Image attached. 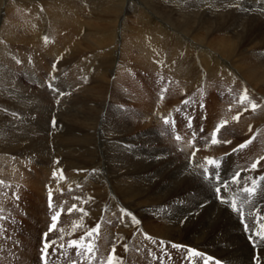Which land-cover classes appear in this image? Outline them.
<instances>
[{
    "label": "bare ground",
    "instance_id": "6f19581e",
    "mask_svg": "<svg viewBox=\"0 0 264 264\" xmlns=\"http://www.w3.org/2000/svg\"><path fill=\"white\" fill-rule=\"evenodd\" d=\"M42 1L43 0H41V2ZM53 1L51 3H53ZM112 1L114 4L111 2V0H104L100 2L102 6L105 5V9L107 8L105 10L106 12H104L105 14H103L106 15V24L102 23L103 21L100 23L94 21V24H92L91 21V24L89 22H83V20L81 19L82 17H80L78 13V9L70 4H67V7L70 11L69 13L71 14H69L67 10V13H65L62 10V5H60L62 8L61 9L56 7L57 3L54 4L55 6H53L52 4L51 6L50 3H48L50 5L49 8L51 11L47 14H49V17L52 19L51 22L53 24H56V26H69L74 28V30H77L81 29L84 25H87V29H85L84 33L85 36L91 37V39L95 41L94 47L97 48L98 51L100 50L102 53L108 56V58L105 57L107 62V59H109L110 56L112 57L113 55L112 47L115 43H117L118 37H120V32L116 29H118L119 27L121 28L124 25V19H126L127 16L126 14V16L123 15V11H125V9L118 7L117 3L118 5H125L126 3L127 7L129 5L131 7L132 5V11H135V13H137L140 24L142 23L143 25L140 27L138 25L136 30L132 26H130V28H127L128 32H130L129 35L126 34L127 31L124 32L125 36L121 35L123 38H126L122 40L121 47L122 45H126L124 46L125 48L135 47L139 51L137 52V56H141L143 58L144 65L147 69H155L159 67L164 70H168V73L173 72L172 74L178 75L179 77L183 79L185 78L186 80H190L191 78V70H188L186 66H188L190 61V59H188V56L190 55V53H193L192 50H194V52L198 54L197 56H200L198 57V61L200 62L202 68L206 69L205 73H207L206 75L208 77H205L208 80H213V78L218 77L222 79H220L221 81H224L222 85L226 84L227 86H232L237 84L236 87L238 88L234 86L236 89H247V91L253 92L257 96L256 103L257 105H259V107L255 111L254 115L248 117L251 118L253 116V122H251L252 120L250 121L249 119L250 123H252L254 127L252 132L256 133L257 135L260 134L257 144L264 141V136H262L264 135V127H262L264 125V0H254V2L260 6V9L251 7L252 11H250V13L242 11L243 8L241 9L237 6L233 11L232 5H236L233 3H237L238 0H231L225 3L227 11H225V9L221 7L222 5H224V1H222V3L220 2L221 6L218 7L221 9L220 13L210 12L209 14H207L206 12L202 11V15L200 16H198V14L201 13V9H196L197 11L185 10L187 12L181 10L182 13H185L184 15H182L177 14V10L175 8L169 9L163 6L164 4H159V2L156 4V10L152 8V10L155 11L153 12L142 0ZM130 1H132V3H130ZM205 1L206 3L208 2L212 4L213 0ZM244 3H241L239 5L242 6V4ZM0 4H4L3 0H0ZM202 4L203 3L199 5L198 2L197 6H202ZM5 5L6 7H8L7 4ZM248 7L250 8V6ZM39 8L41 9V6ZM96 8H98V6ZM212 9L214 10L216 9V7ZM37 10L39 11V9H36V11ZM222 10H224V13L222 12ZM46 11L48 12V10H45V12ZM214 11L218 12L216 10ZM35 13L36 12H34V14ZM37 14L38 13H36L35 15L37 16ZM176 15H180V17H177ZM165 17L170 18L171 21H165ZM94 18L95 17L93 16V19ZM3 20L5 21V18H3ZM12 23H8L9 26L14 25V23ZM27 23L28 22H26L25 24ZM1 24L6 25V22H2ZM10 27H8L9 31L14 32L10 30L13 27ZM14 27L16 28L17 26ZM49 27L50 26H48L44 30L49 31ZM127 29L123 30L125 31ZM14 30L17 32L16 29ZM65 31L69 32L68 30ZM50 32H53V29ZM57 32L59 31L57 30ZM21 34L23 33L21 32ZM21 34L19 33L20 36ZM62 34L63 33H61L60 35L62 36ZM4 35L6 36L4 38H7V35ZM8 35L9 37L7 39L9 40L10 38L11 40H13L14 36L12 37L11 33H8ZM45 35L36 40L37 45L40 48L49 45V43L46 44L49 40L45 42L44 38H50V36L48 35L51 34L48 32ZM24 36L20 37L23 41L25 39ZM53 36L55 37L56 35L52 34L51 38ZM169 36H175V42L173 45L171 44L168 49H166L168 43L170 44V39L168 40ZM1 38H3V36ZM35 38L36 34L31 33L30 41L34 40ZM14 40H16V38ZM17 41L18 40L12 43H17ZM25 41L27 42V40ZM9 42L10 44H12L10 40ZM186 42H188V44ZM1 43L4 44V42ZM34 44L36 45V43ZM34 44L32 43V45ZM15 45L13 44L12 46L14 47ZM18 45L20 46V43L16 46ZM51 45L52 48L49 49L48 47V49L50 50L48 53L50 55H54L55 57L64 56L63 54L66 53L64 51L66 48L62 47L63 42L61 44L54 42ZM1 47L3 48V46H0V49ZM123 48L121 49L123 50ZM67 50L69 49L67 48ZM8 51L9 49L6 48L4 50V53L2 54H4L5 56V53ZM16 51H18V49ZM100 51L99 53H101ZM69 52L71 51L69 50ZM94 52L98 53L97 51ZM21 54L23 53H20V55ZM125 54L126 53H124V55ZM127 55L128 54H126V56ZM183 55L186 58H182ZM10 56L13 57L14 55L11 54ZM24 56L25 55L22 56L23 59ZM96 56L94 55V57ZM7 60L8 58H6V61ZM101 60L102 63H100L96 71L92 70V75L95 76L96 73H98L99 75L98 71L103 68L101 66L102 64L104 65V67L106 64L107 66H110L108 65L110 62L106 63L103 57ZM83 64L85 63L83 62ZM93 65L94 64H92V67ZM117 66L116 68H118ZM76 69H78L79 73L82 70L84 71V68L81 67ZM106 70L109 69L107 68ZM0 71L2 72V70ZM118 71L119 70H117L116 73H119ZM111 72L109 74H111ZM196 72L198 74L199 71ZM117 75L118 74H116V76ZM109 76H107L105 73H100V77L98 76L97 82L94 84V87H90V90H92L91 92L93 93H91L90 90L88 91L90 96H92V98H90L91 100L88 98L87 101L82 102V108L78 115L67 118V123H65L66 129H64V131L61 130V137L63 139L65 138V140L74 139L75 141L73 142H75V145L73 147L66 146L67 150L65 149V154H59L58 149H56L57 151H54L52 153L48 151L47 144L45 143V136H43V134L49 133L48 130L42 135H35L34 132L33 134L31 133V135H33L31 137H29L30 135L28 137L25 135L26 138L24 141L23 139H21V136H17L16 134L11 138L9 137L7 139H3L5 135L3 136V138H1L2 144H0V174L3 173V169L1 168L6 167L11 175L17 176L20 179V176L23 175L22 172L28 167H19L17 165L21 163L23 159L22 157L25 156L26 153H32V156H34V160L31 162L36 163L38 168L39 166L41 167L39 168V171L42 172L44 179L40 180L39 176H36L32 177L33 182L29 181L30 187H33V189H31L33 191V205H35L39 209L42 207V213H40V215H37L31 211L32 217L34 214V217L36 218L38 216V219H31L33 220L30 225L31 232L29 231L28 235H26L27 231L25 230L26 234L23 235L24 239L26 240L27 238V240L24 241L22 245H19V247H16L18 242L16 240H12V237L16 236V234H13L12 236H10L12 233L4 235L5 239L0 243V264H38L39 252L37 253V249L41 245V235L43 232H45L44 229H48L49 223V215L46 214L48 212H45L48 210V207L45 204V197L47 194H49V190H51L53 194V207L50 209L51 212L59 211V209L61 210L63 206H61V203L59 202H61L63 199L60 201L58 199L62 197V194H68L69 191L73 190L75 192L68 194L67 196L69 197L67 198L69 201H66L68 202L67 204L70 207L73 204H76L78 209L83 208L87 213V215H83L81 212L73 210L71 212L72 219H67L72 220L70 223H68V226L67 220L65 219L64 220L66 222H64L66 224L63 223L64 226L61 225L62 227L59 226L57 221V229L54 232L49 233L48 237L50 240H60L58 244L63 243L65 245L64 251H66L67 253V255L62 256L65 259H67V257H70L71 260H77L78 264H91L92 262L93 264H101V261L106 260L107 256L111 252L113 244H115L116 246V255L122 259L123 264H189L188 260H186V262L183 261L184 256L186 255L184 251L173 249L171 248L170 244H165L163 247H161L159 243H152L151 241L144 238V233H147L148 235L155 238L157 242L163 240L165 242H172L197 249L201 253H204L206 256L213 257L214 260L210 262L215 263V261L218 260L221 262V264H257V261L259 260V264H264V245L258 246L255 243V240L250 243L248 236L251 233H247L244 231L243 223L240 217L229 207L220 203V201L217 199L214 189L208 181L203 180L196 175H193L189 171V155L192 149L188 145V142H185L183 145H181L180 148H178L179 152L178 150L172 152V150L168 148L167 144H164V147L158 150L157 146L155 147V144L157 143L153 144V142L155 140H158L159 143L166 141V137L161 139L160 135H158V137L155 135V132L158 133L156 128H158L160 123L163 122H160L161 120L157 118V113H144L145 115L140 113L141 116H137L135 115L136 112H130L128 111V109H126V112H120V109L118 108L121 107V104L119 105V103H112V101L110 103V100L106 102L108 100V98L106 100L105 96L107 92V85H111L112 83V81H109ZM0 78H4L5 82H3L4 80L2 82L7 84H3L4 86L7 87L10 84V87H12V84H14V86L16 85V89H19V86H17L18 83L14 82L13 77L11 76L9 71H3L2 73H0ZM195 78L197 79V76ZM199 78L200 76L198 74V79ZM71 79L69 80L71 81ZM76 81L77 80L74 79L71 81V83L74 82L75 85L77 84V87L81 86L82 88V84H80L81 81L79 80L80 82L78 81V83H76ZM89 81L91 80H88V82ZM135 85L136 84L134 83V87ZM1 88L0 90L4 89V87L3 89ZM81 88L79 89L80 91ZM13 89V91H16L15 88ZM77 89L78 88H75L74 91ZM112 89L110 90L112 91ZM220 89L221 88H219V90ZM137 90L138 87L136 90L134 89L135 92ZM212 92L213 91H211V93ZM142 93L138 91V93L135 95H138L140 97L145 96ZM115 95V98H119L117 94ZM128 95L130 96V94ZM256 96L254 98H256ZM112 98L114 97H111V99ZM33 99L35 102V98ZM36 99L38 98L36 97ZM99 99H101V101H97ZM40 101L42 100L40 99ZM66 101L68 102L67 99ZM120 101L122 103V99ZM133 101H135V99ZM136 101L142 103L139 100ZM125 106L127 108L132 105L127 106V104L125 103ZM110 107H112L113 109L112 112L108 111ZM131 108L134 109L133 107ZM140 108L147 111V106L145 105L139 107V109ZM63 109H65L64 106ZM135 109H137V107ZM69 112H71V110ZM106 112L111 113L105 120H103ZM2 117V112H0V123L3 121ZM136 117L142 118L145 124L143 125V123L141 122L142 120L140 119H138L139 122H136V120L133 121ZM107 119L109 123L107 122ZM244 119H246V117H244ZM132 121L133 123L136 122L135 124L140 123V125L144 127L136 129L133 127L134 125L132 126ZM154 121L157 122V125ZM244 122L245 125L249 123H246V120H244ZM152 125H156V127L153 128L154 126ZM207 129H211V127H207ZM151 130H154L155 132L153 131L154 133H151ZM241 130L243 131V135L238 137H241L242 140L251 136V133L249 134L250 128ZM225 136L223 137V139L225 138ZM53 137L56 136L54 135ZM58 137L59 136L56 137L57 141H59ZM253 138L255 139V136ZM254 139L252 141L253 143ZM48 140L46 139V142ZM123 140L128 145L126 146V148L120 145V143H123ZM225 141H231V143H227V145L223 149L222 147L226 143H221L218 147H216L217 145L206 146L205 143L201 144L200 150L196 152L195 160L193 161V163H191L192 166L195 167L198 162L196 161L197 159L199 160V162H202L204 160V157L214 158L217 155H221L222 153L224 154V152L221 153V151H225V153L229 152L232 148H234L235 144L239 143V140H237L236 137L229 138L228 140L225 139ZM6 144H8L9 147H3V145ZM29 147H31L30 151H26L29 149ZM54 148L56 147L54 146ZM139 150H144V152L141 151L140 153ZM253 151L254 150L244 156L242 154H239L238 157H236L235 161L233 159L234 157L232 156L233 154L226 157V163H222L223 166H220V168L217 170L220 173L221 179L230 183L233 174L237 171H241L242 186L244 180H248L250 185L249 178L258 179L259 177L264 176V159L260 160V163L255 170H251L250 168L251 163L263 157V149H258L254 152ZM156 152L160 154L151 156L156 154ZM177 156H180V158H177ZM251 158L253 159L249 163L248 167H246L248 161L247 159ZM54 170H56L57 172V175L55 177L53 176ZM59 170H63L62 175ZM36 172L37 170H34L32 172V176L36 175ZM258 184L259 187L257 189L256 195L260 193L257 195L260 196V198L256 200L257 197L255 195L251 197L252 199L250 204L243 205L245 221L252 224H256L255 217L259 216L264 218V181H259L258 179ZM69 186L72 187L70 188ZM68 187L71 190H69ZM22 190H24V188ZM76 192L78 193L79 199L72 197V195L76 196L74 195ZM0 193H2V190L0 191ZM238 193L239 188L235 184H230V187L227 191H225L223 188L221 189L222 196L229 199H237L239 205L246 198V194L238 195ZM70 195L72 198L70 197ZM2 199L3 198L0 197V203ZM8 202H10V200ZM62 202L65 204L64 201ZM63 203L62 205H64ZM68 205H64L63 211L65 212V214L69 213L67 211V207L69 208ZM2 206L3 205H1V207ZM58 206H60V208ZM122 209H126L128 212L132 213L140 221V224L138 226L132 224L126 215L124 216L123 220H121L120 214ZM64 212L62 214L65 217ZM249 213H251V215H249ZM2 220L7 221L6 218L0 219V223L2 222ZM97 224L100 225V229L98 236L96 237L97 240L95 241L97 251L94 253V255L96 258L93 259L90 263V261L86 257H77L75 249H67V241L70 239H79L80 236L84 235L82 234V232L85 233L88 229L95 228ZM74 225L76 226L75 229ZM80 225H82V227ZM60 229H63V239H60ZM36 231H38V234L35 233ZM2 236L3 234L0 233V237ZM125 244L128 246V251L124 250ZM137 249L139 250L137 251ZM71 260L69 262H71ZM193 264H198V262L193 261ZM199 264H202V262H199Z\"/></svg>",
    "mask_w": 264,
    "mask_h": 264
},
{
    "label": "rangeland",
    "instance_id": "374dc122",
    "mask_svg": "<svg viewBox=\"0 0 264 264\" xmlns=\"http://www.w3.org/2000/svg\"><path fill=\"white\" fill-rule=\"evenodd\" d=\"M7 1L9 4L7 3ZM46 1L43 0L41 2V0H3L4 4H0L1 5L0 7H2V8H0V24L2 22L3 23L6 22V25L5 24L0 25V28L3 27L0 29L1 30L0 31V35H1L0 36V46H3V48L1 47V49H0V60H1L0 66L2 65L0 67V70H2V72L3 71H9L11 76L13 77L14 82L18 83L17 86H19V89H16V85L14 86V84H12V87L14 86L13 88H15V90H16V91H13L14 89L12 87H10V84H9V86H7L8 87L7 88L6 86H4L7 84L3 83V82H5L4 78L3 79L0 78V80H1L0 88L2 86L4 87V89H3V87L1 88L3 90H0V98H1V100H0V102H1L0 103V105H1L0 106V112H2V116H3L2 117L3 123L2 122L0 123V127H1L0 128V144H2L1 138H3L4 135L5 136L3 139H7L9 137L10 138L14 137V135L16 134L17 136H21V139H23V141H24L26 136L27 137L29 135H30L29 137L33 136V135H31V133L33 134V132L35 135H42L43 133L47 132V130H48L49 133L43 134V136H45L44 138H45V143L47 144V147H48V151L52 153L54 151H57L56 149H58L59 154L60 153L65 154V151L67 150L66 146L73 147L75 145V142H73V141H75L74 139L73 140L72 139L71 140H69V139L65 140V138L63 139L61 137V134H62L61 132L64 131V129H66L65 123H67V120H68L67 118L68 117H74V116L78 115V113L81 111V108H82V106H81L82 102L87 101L88 98L89 99L92 98V96H90L88 91L92 87H94V84L97 82L98 76L100 77V73L101 74L105 73L107 76L110 75L109 81L110 82L112 81L111 85L110 84L107 85V92H106L105 96H106V100H107V98H108V100L106 102H108L110 100L109 101L110 103H111V101H112V103H114V102H116L117 104L119 103V105L121 104L120 105L121 107L118 108V109H120V112H126V109H128V111H130V112H134V113L136 112L135 115H137V116H139L140 113H142V114H144V113H150V114L157 113V118L159 120H161L160 122H163V123H160L159 127L156 128L158 133H156L154 130L153 131L155 132V135L157 137H158V135H160L161 139L166 137L165 142L159 143L158 140H155L153 142V144L157 143V144H155V147L157 146L158 150L163 148L164 144H167L168 148L170 150H172V152H174L175 150L177 151L178 148H180L181 145H183L185 142L186 143L188 142V145L192 149L191 153L189 155V161L191 163H193V161L195 159L192 160V157H191L192 152L196 149L200 150V148H201L200 145L205 143V142H203V141H205V139H204L205 137H207L209 139V145H210V134L212 133V131L214 130L216 125L221 120H227V121H229V123L227 125H225L221 129V131L217 134L218 139L225 141V139L228 140L229 138H235L236 137V139L239 140L240 144H242L248 140L253 141L254 136H255V139H254V143L251 142L252 144H248L245 148L237 150L235 152H233V149L237 148V146L240 145L239 143L235 144L234 148H232L229 152L225 153V151H221V153L224 152V154L222 153L221 155H217L216 156L217 158L214 157L217 160L219 159L221 166H223V164L226 163V161H225L226 157H228L229 155H232V154H233L232 156L234 157L233 159L235 161L236 157H238L239 154L240 155L242 154L244 156L248 153H251L252 150L257 151L258 149H261V150L263 149V152H264V148H263L264 147L263 146L264 141L259 142V144H257L258 143L257 141H258V138L260 137L259 136L260 134L257 135L256 133L252 132L254 127H253V124L250 123V121L252 120L251 122H253V116L251 118L248 117V116L254 115L255 111L253 112L251 109H248V111H244L243 108H245L247 106V102H245V104H243V105L240 104V102H239L241 94L243 93L242 91H244V90L241 88H239L240 90L236 89V88H238V87H236L237 84L232 85L233 87L227 86L226 84L222 85L224 83V81H221L222 79L218 78V77L213 78V80L212 79L208 80L206 78V77H208L206 75L207 73H205L206 69H203L202 66L200 65V62L198 61V57H200V56H197L198 54H196L194 52V50H192L193 53H190V55L188 54L189 55L188 59H190L188 66H190V67L186 66V68L188 70H191V78H190V80H186L185 78L183 79V78L179 77L178 75L172 74L173 72L168 73V70H164V69L159 68V67H157L155 69H151V68L147 69L144 65L143 58L141 56H137L138 55L137 52H139V51L135 47L125 48L124 46H126V45H122V47H121L122 40L126 39V38L122 37V36H125L124 32L127 31L126 34H128V35L130 32V31L128 32L127 28H130V26H132L136 30L138 25H139V27L143 25L142 23L140 24L139 18L137 17L138 16L137 13H135V11H132L133 10V8L131 9L132 5H131V7H130V5L127 7L126 3H125V5H123V4L118 5V3H117L118 7L125 9L126 13H125V11H123V15L126 14L127 16L125 15L126 19H124V25L121 27L122 29L120 27L118 29H116L117 31L120 32V35H119L120 37H118L117 43H115L114 46L112 47L113 48V50H112L113 55L111 53L112 57L110 56V58L107 59V62H106V58H108V56H106L100 50L99 51L101 53H99L98 49L94 47L95 41L93 39H91V37L85 36L84 33H85V29H87V25H84L81 29H77V30H74V28L69 27V26H66L67 28L64 26L60 27L59 25L56 26V24H53L51 22L52 19L49 17V14H47V13H50V11H51L49 8L50 5L52 4L53 6H55L54 5L55 3H57L56 7L61 8L60 5H62L63 9L62 8L61 9L65 13H67V11L69 13L70 11L67 7V4H70L73 7H76L78 9V13H79L80 17H82L81 19L83 20V22H85V23L89 22L90 23V21H91V23L94 24L95 22L100 23L103 21L102 23L106 24L107 23V21L105 20L106 15H103V14H105L104 12H106L105 10L107 8L105 9V5L102 6L100 4V2H102L104 0H94L95 4H94L93 0H64V1L63 0H54L55 2L53 0H51V1L48 0L47 2ZM52 1H53V3H51ZM61 1H63V2H61ZM142 1H144L147 4V6H148V8H150V10H152V8L155 9L156 4L159 2V4H161V5L164 4L163 6L169 8V9L175 8L178 11L177 12L175 10L176 13L182 14V15L185 14V13H182V11L187 12L185 10L197 11V10L201 9V13L198 14V16H200V15H202V11L206 12L207 14H209L210 12L220 13L221 9L218 7L221 6L220 2L222 3V1H224V5H222L221 7L224 8L225 11H227L225 3H227V1H231V0H215V1L213 0L212 1L213 6H212V4H210L208 2L206 3L205 0L204 1L200 0L201 2L198 0H176L177 2L175 0H142ZM64 2L65 3L67 2V3L65 4ZM111 2L113 3L112 0H111ZM198 2H199V5H201V3H203L202 6H197ZM48 3H50V5ZM130 3H132V1H130ZM241 3H244L245 5L242 4V6H243L242 7L241 5H239ZM5 4H7L8 7H6ZM44 4L46 5V7ZM233 4H236V5H232L233 11L236 8V6L241 8V9L243 8L242 11H246L249 13H250V11H252V8L260 9V6L257 5V3L254 2V0H251V1L250 0H238L237 3H233ZM47 5H48V7H47ZM95 5H97L98 8H96L97 6H95ZM247 5L250 6V8ZM40 6H41V9L39 8ZM110 6H111V3H110ZM214 7H216V9H214V10H216L218 12H215L212 9ZM210 8H211V10H210ZM36 9H39V11L38 10L36 11ZM128 9H130V10H128ZM245 9H247V10H245ZM45 10H48V12L47 11L45 12ZM152 11L155 12L154 10H152ZM34 12L38 13L39 16H38V14L36 16L35 15L36 13L34 14ZM98 12H102V13H98ZM222 12L224 13V10H222ZM42 13H43V15H42ZM69 14H71V13H69ZM6 15H7V17H6ZM81 15H83V16H81ZM93 16L95 17L94 19H93ZM39 17H41V18H39ZM48 17H49V20H48ZM177 17H180V15H178ZM3 18H5V21L3 20ZM36 18H37V20H36ZM213 18H216V17H213ZM164 20L169 21V22L171 21V19L168 17H165ZM7 21H10V22H7ZM121 21H122V19H121ZM12 22L14 23V25H10L11 27H13L10 30L14 31L16 34L14 32L9 31L8 27H10V26L8 23L11 24ZM26 22H28L29 24L28 23L25 24ZM46 22H48L49 24ZM47 24H48V26H50L49 31L44 30L48 27ZM14 26H17L18 29H17V27L15 28ZM40 26H41V28H40ZM55 26H56V28H55ZM59 27L61 29V33L64 34V35L62 34V36L60 35L61 33H60ZM132 27H131V29H132ZM14 29H16L17 32ZM52 29H53V32H50V31H52ZM64 29L68 30L69 32L65 31ZM123 29H127V30L124 31ZM231 29H234V28H231ZM57 30L59 32H57ZM21 32L23 34H21ZM48 32L51 35H48V36H50V38L47 37V40H49V41L46 44L49 43V45H47L46 47L44 46L43 48L42 47L40 48L37 45L36 40L39 39L41 36H44ZM3 33L7 35V38L9 37L8 33H11L12 37L14 36V38H13V40H11L9 38V40L11 41V43L16 42V40H18L17 43L10 44L9 40L7 38H4L6 36ZM19 33L21 34V36L19 35ZM31 33L36 34V38L34 40L30 41ZM52 34L56 35L55 36L56 38L53 36L56 40L53 37L51 38ZM24 35H26V36H24ZM2 36H3V38H1ZM19 36L20 37L24 36L25 37L24 41L21 40V38ZM45 36H47V35H45ZM15 38H16V40H14ZM17 38H19L20 40ZM174 38H175V36H169L168 37V40L170 39V44L168 43L166 49H168L171 46V44L172 45L174 44V42H175ZM190 38H192V37H190ZM1 40H3V41H1ZM6 40H8V41H6ZM25 40H27V42ZM1 42H4V44ZM54 42H57L59 44H61L63 42L62 47L66 48L64 50L66 53H64V51H63L64 56L55 57L54 55H50L48 53L50 51L49 49L52 48L51 44ZM19 43H20V46L19 45H18L19 47L16 46ZM25 43H26V45H25ZM32 43L33 44L36 43V45L35 44L32 45ZM186 43L188 44V42H186ZM13 44L14 45L16 44L15 46L17 48L15 46L13 47L12 46ZM4 45H5V47H4ZM48 47H49V49H48ZM6 48H8L9 51L5 53L6 54L5 55L6 57H5L4 54H2V53H4V50ZM14 48H15V51L17 49H18V51L15 52ZM67 48L71 52H69V50H67ZM121 48H123V50ZM10 49H12V50H10ZM81 49H83V50H81ZM124 50H126L128 53ZM78 51H79V53H78ZM94 51H97L98 53H96ZM20 53H23V54H21L22 56L25 55L24 59L20 55ZM95 53L97 54V56ZM122 53H123V56H122ZM124 53H126L128 55L126 56V54L124 55ZM11 54L14 56L16 55V56L12 57V56H10ZM94 55L97 58L94 57ZM92 57H94V58H92ZM102 57H103V59H105L106 63L110 62L108 64L110 66H107V64L104 62L106 64L105 65L106 68L102 64L101 66L103 68L100 67L101 70L99 68V70H100V71H98L99 75H98V73H96L94 76V75H92L93 73H91V72H93L92 70L96 71V69L98 68L100 63H102V60H101ZM184 57L185 56L183 55L182 58H184ZM1 58H3V59H1ZM6 58H8L7 61H6ZM12 58H13V60H12ZM9 60H11V61H9ZM17 61H20V63H17ZM83 62L85 64H83ZM86 64H88V65H86ZM92 64H94L93 67H92ZM111 65H112V68H111ZM125 65H127V66H125ZM87 66H89V67H87ZM94 66H95V68H94ZM116 66L118 68H116ZM79 67L84 68V71L81 69L82 71H80V73H79L78 69H76ZM107 68L109 70H106ZM184 68H185V65H184ZM116 69L119 70L118 71L119 73H116V71H117ZM193 70L196 74L193 72ZM169 71H171V70H169ZM196 71H199L198 72V74L200 76L199 79H198V74ZM2 72L0 71V73H2ZM70 72H71V74H70ZM110 72H111L112 76H111V74H109ZM115 73L118 75L116 76ZM127 73H128V75H127ZM73 75H74V77H73ZM195 75L197 76V79L195 78L196 77ZM75 77L76 78L78 77V78L76 79ZM53 78H55V79H53ZM73 78L75 80H77L76 83H78V81L80 80L81 81L80 84H82V88L84 86L85 87L82 89L81 86L77 87V84L75 85L74 82L71 83V81L74 80ZM69 79H71V81ZM81 79H83V80H81ZM87 79L91 80V81L88 82ZM191 79H195V80H191ZM49 83H52L53 86L59 90V92L65 93V95H59V92L53 91L52 88L48 87ZM134 83L136 84L135 85L136 88L134 87ZM194 84H196V85H194ZM211 84L213 87L211 86ZM86 85H87V87H86ZM222 86H224V87H222ZM112 87H113V89H112ZM137 87H138V90L136 92L137 93H138V91L141 93L143 92L142 94L145 95L146 98H145V96L140 97L138 95H135L137 93L134 91V89L136 90ZM75 88H78V89L74 91ZM80 88H81V91L79 90ZM219 88H221V89L219 90ZM231 88H232V91H231ZM234 88H235V90H234ZM110 89H112L113 92ZM91 91L92 90H90V92ZM211 91H213V92L211 93ZM238 91H239V93H238ZM109 92H110V94H109ZM247 92H248V96L250 95V97H251V98L249 97V99L256 103L257 96L253 92H250V91H247ZM91 93H93V92H91ZM114 93L117 94L119 96V98L118 97L115 98L116 95ZM234 93H236V94H234ZM4 94L5 95L7 94V95L5 96ZM128 94H130V96ZM128 96H129V98H128ZM161 96H163V99H161ZM255 96H256V98H254ZM4 97H6V98H4ZM36 97L39 99V101H38V99H36ZM68 97H69V99H68ZM86 97H87V99H86ZM111 97H114L112 99L115 101H113L111 99ZM126 97H127V99H126ZM33 98H35V102H34ZM133 98L135 99V101H133L134 100ZM40 99L42 101H40ZM66 99L68 100V102L66 101ZM119 99L120 100L122 99V103ZM128 99H133V100H128ZM117 100H118V102H117ZM136 100H139L142 103H139ZM185 100H190L191 103L189 105L185 106L182 103V101H185ZM70 101H73V102H70ZM97 101H101V99H99ZM134 102H136V103H134ZM125 103L127 104V106H129V105H132V106L126 108ZM31 104H32V106H31ZM137 104H138V106H137ZM140 105L147 106V111H145L141 108L139 109V107H142ZM63 106L65 109H63ZM131 107H133L134 109H132ZM136 107H137V109H135ZM110 108L108 109V111L112 112L113 109H112V107H110ZM177 109H179V111H177ZM62 110L64 111V114H63ZM68 110L69 111L71 110V112H69ZM122 110H124V111H122ZM111 112H106L103 120H105ZM238 114H240V118L238 121L232 120V118H230V117L236 116ZM189 116L194 118V119H192L193 127L191 129L186 127L187 119ZM23 117H25V118H23ZM165 117H168L170 121L174 120L175 123L174 124L169 123L166 125L164 123V120H162ZM244 117H246V119H244ZM28 118H32V119H28ZM136 118L133 121L136 120V122H139L138 119L142 120V118H140V117H136ZM242 118L244 120H246V123L249 122L248 124H246L247 126L245 125V122ZM240 119H241V121H240ZM249 119H250V121H249ZM53 120H55V126H53V123H52ZM133 121H132V126L134 125L133 126L134 128L140 129V128L144 127V126L140 125V123H137V124H135L136 122L133 123ZM61 122H62V124H61ZM107 122L109 123L108 119H107ZM141 122L143 123V125L145 124V122L143 120ZM154 122H156V121H154ZM4 124H5V126H4ZM156 125H157V122H156ZM156 125H152V126H154L153 128H155ZM250 126H251V128H250ZM63 127H65V128H63ZM207 127H211V129H207ZM262 127H264V125ZM246 128H250L249 134L251 133V136L242 140V138L238 137V136H242L243 131L241 129H246ZM201 129H203V131H201ZM153 131L151 130V133H154ZM193 131L196 133L195 143L190 144V142L193 141V139H194L193 134H192ZM161 134H163V135H161ZM54 135L56 137L59 136L58 137L59 141H57L56 137H53ZM176 135L181 136L180 141H177L175 139ZM207 135H209V136H207ZM225 135L227 136V138ZM224 136H225V138L223 139ZM262 136H264V135H262ZM46 139L47 140L49 139V140L46 142ZM169 140H172V141H169ZM122 142L123 143H120V145L123 146L124 148H126V146H128L127 143L124 140ZM220 144H217V146L216 145L215 146L218 147ZM161 145H163V146H161ZM226 145H227V143L222 147V149ZM249 145H251L252 147ZM54 146L56 148H54ZM63 146H65V147H63ZM3 147L7 148V147H9V145L6 144V145H3ZM30 149H31V147H29V149L26 151H30ZM74 151H76V150H74ZM141 151L144 152V150H139L140 153H141ZM178 152H179V150H178ZM149 153H150V151H149ZM158 154H160V153L156 152V154L151 155V156H156ZM263 157H264V155H263ZM22 158L23 159H22L21 163L18 164L17 166L28 167V168L22 172L23 175L20 176V179L17 176L11 175L6 167L1 168V169H3V173L0 174V181H3V184L0 185V189L2 190V193H0V197L3 198L1 200V203H0L1 205H3L2 207L0 205V216L5 217L8 221L7 222V221L2 220L3 223L2 222L0 223V226L2 225L3 229H4V232L2 233L3 236L0 237V243L5 239L4 235H8V234L12 233L10 236H12L13 234H16V236L12 237V240H16L18 242L16 247L17 246L19 247V245H22L24 243V241L27 240L26 237H25L26 240L24 239V235H23V234H26L25 230L27 231L26 235H28L29 231L31 232L30 225H31V222L33 221L31 219H34V220L38 219V216L35 218L34 214L40 215V213H42L41 209H43L42 207L39 209L38 207L33 205V201H32L33 191L31 190V189H33V187H30V185H29V181L33 182L32 177L39 176L40 180L44 179L42 172L39 171L40 170L39 168H41V167L39 166V168H38L36 163L31 162L34 160V156H32V153L31 154L26 153L25 156H23ZM177 158H180V156H177ZM253 158H254V156H253ZM253 158L247 159L248 161H247L246 167H248L249 163L251 162V160ZM196 161H198L197 163H200V164L204 163V160L202 162L201 161L199 162V160L197 159ZM23 163H24V165H23ZM34 170H37V172H36L37 174L32 176L33 175L32 172ZM69 187L71 188L72 186H69ZM69 187H68V189H69ZM18 188L19 189L21 188V189L19 190ZM23 188H24V190H22ZM74 192L75 191L72 190V191H69L68 194H71ZM14 193L16 196L19 197L18 200L15 199V197L13 195ZM8 194H9V196H8ZM68 194L64 193L61 195L62 196L61 198H59V199L57 198V199L59 201L63 199L62 201H64L65 204L68 205L67 204L68 202H66L68 200L67 198H69V197H67ZM258 194H260V193H258ZM74 195H76V196L72 195V197H75V198L78 197L77 192ZM257 195H256V197H257L256 200H258L260 198V196H257ZM52 197H53V195H52ZM70 197H71V195H70ZM46 198L48 199V197H45V199ZM9 200H10V202H8ZM62 201L59 203H61L60 205L63 206L62 209H64L65 204ZM59 203H58V205H59ZM62 203L64 205H62ZM27 205H28V207H27ZM58 207L60 208V206H58ZM65 207H67V206H65ZM69 208H70V206H69ZM50 209L51 208H49L45 212H51ZM67 209H68V207H67ZM184 209H186V208H184ZM31 211L34 212V214H33L34 218L32 217ZM59 211H60V209H59ZM55 212H51L52 215H54L53 213H55ZM63 212H61L62 216L60 215V217L58 218V224L60 227H62L61 225L64 226L63 223L66 222L65 220L72 217L71 213L65 214V212H64V214H65V217H64L62 214ZM10 216H13L14 218L10 217ZM71 219H69L70 221L67 220V226H68V223H70L72 221ZM44 230H47V229H44ZM35 233L38 234V231H36ZM82 234H84V232H82ZM27 237H29V236H27ZM96 240L97 239H95V241ZM59 241H56L57 244L59 243ZM249 242L251 243L252 241L249 240ZM38 252L39 251L37 249V253ZM186 260L187 259H184L183 261L186 262ZM12 261H13V258H12Z\"/></svg>",
    "mask_w": 264,
    "mask_h": 264
},
{
    "label": "snow or ice",
    "instance_id": "6c2138e0",
    "mask_svg": "<svg viewBox=\"0 0 264 264\" xmlns=\"http://www.w3.org/2000/svg\"><path fill=\"white\" fill-rule=\"evenodd\" d=\"M44 39H45V42H47V37H45ZM17 63H20V61H17ZM53 79H55V78H53ZM48 87L52 88L53 91L59 92V90L56 89L52 83H49ZM59 95H65V93L59 92ZM161 99H163V96H161ZM239 102H240V104H245V102H247V106L244 108V111H248V109L250 108L254 112L259 107V105H257V103H255L249 99L247 89H244L243 93L241 94ZM182 103L185 106H187L191 103V101L185 100V101H182ZM177 111H179V109H177ZM239 118H240V114L233 116L232 120L238 121ZM192 119H194V118L191 116H189L187 119L186 127L189 129H191L193 127ZM52 123H53V126H55V120H53ZM164 123L166 125L169 123L174 124L175 121L174 120L170 121L168 117H165ZM228 123H229V121H227V120H221L216 125V127L214 128V130L210 134V145H217L220 143H231V141H222V140L217 138V134ZM250 128H251V126H250ZM201 131H203V129H201ZM192 134H193L194 139H193V141L190 142V144L195 143L196 133L193 131ZM175 139L177 141H180L181 136L176 135ZM204 139H205V145L209 146V139L207 137H205ZM251 142H252V140L245 141L244 143L238 145L237 148L233 149V152L245 148ZM197 151H199V149H196L192 152V154H191L192 160L195 159ZM262 159H264V157H261L258 160H256L255 162H253L250 165L251 170H255L258 167L260 160H262ZM220 166H221L220 161L217 160L216 158L204 157V163L203 164L197 163L195 165V167H193L191 162H190L189 169L193 175H196V176L202 178L203 180L208 181L209 184L214 189V192L217 196V199L220 201V203L229 207L233 212H235L240 217V219L243 223L244 231L247 233H251L248 236V239L250 241L255 240V243L258 246L264 245V222H262V221H264V218L259 217V216L255 217L256 224H252V223L245 221V213L243 211V205L244 204H250L251 203V197L255 196L257 193V189L259 187L258 179H259V181H264V176H261L258 179L249 178L250 179V185H249L248 180H244L243 185L241 186V171L235 172L233 174V176L231 177V181L229 183L228 181H224L221 179L220 173L217 171L220 168ZM59 171L62 175L63 170H59ZM93 171H96V170H93ZM56 175H57V172H56V170H54L53 176L55 177ZM2 184H3V181H0V185H2ZM230 184H235L238 186V188H239L238 195L246 194V198L239 205H238L237 199H235V198L229 199V198H225L224 196L221 195V189L223 188L225 191H227L230 187ZM69 190H71V189H69ZM13 195H14L15 199H17V200L19 199V197L16 196L15 193ZM52 195H53L52 191L49 190L48 199H49V207L50 208L53 207ZM76 199H79V197H76ZM73 210H77V211L81 212L83 215H87V213L84 211V209L83 208L78 209L76 204H73L70 208L67 209V211L69 213H71ZM62 211H63V209L61 208L60 211H56L54 213V215H52V217H51L52 223L50 224L48 231L43 234L42 247L40 249V253H41L40 259L43 262V264H49V261H48V257L50 255V253L48 251L49 248H52L53 252H56L57 249H59V250H61L60 251L61 255H67L66 251H64L65 245L63 243L57 244L56 240H50L48 238L49 233H52L57 229V221H58V218L60 217ZM125 215L129 218V221L132 224L137 225V226L140 224V221L132 213L128 212L126 209H122L121 214H120V219L123 220ZM249 215H251V213H249ZM0 219H5V217L0 216ZM80 226L82 227V225H80ZM75 227L76 226L74 225V229H75ZM99 229H100V225L97 224L95 226V228L88 229L84 233V235L79 237V239L68 240L67 241V249H75L77 257H81V258L86 257L89 261L95 259L96 257L94 255V253L97 251L95 239L98 236ZM3 232H4L3 226H0V233H3ZM60 232H61L60 239H63V229H60ZM143 235H144V238L146 240H149L152 243H159V245L161 247H163L165 244H170L171 248L176 249L178 251H180V250L184 251L186 253V255L184 256V259H187L189 261V264H193V261H197L198 264H199V262H202V264H209V261L214 260L213 257L206 256L204 253H201L197 249L186 247L184 245H180V244H176V243H172V242H165L163 240L157 242V240L155 238L148 235L147 233H144ZM124 250L128 251V246L126 244L124 245ZM138 250L139 249H137V251ZM71 264H77V261L72 260ZM101 264H123L122 259L116 255L115 244H113L112 250L109 253V255L107 256L106 260H102ZM215 264H221V262L216 260ZM257 264H259V260L257 261Z\"/></svg>",
    "mask_w": 264,
    "mask_h": 264
}]
</instances>
